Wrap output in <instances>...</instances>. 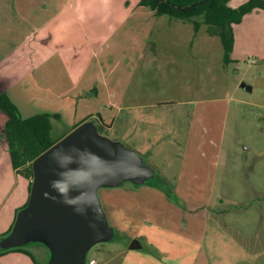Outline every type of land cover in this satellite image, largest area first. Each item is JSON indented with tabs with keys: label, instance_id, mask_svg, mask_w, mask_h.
<instances>
[{
	"label": "rangeland",
	"instance_id": "1",
	"mask_svg": "<svg viewBox=\"0 0 264 264\" xmlns=\"http://www.w3.org/2000/svg\"><path fill=\"white\" fill-rule=\"evenodd\" d=\"M238 2L230 0L229 5ZM133 10H128L131 14H127L123 27L114 25L117 15L111 12L108 30V78L115 83L119 75L124 79L126 99L121 108L127 109H120L122 103L115 96L83 101L87 106L83 112L94 113L86 121L94 124L102 136L135 152L155 171L156 182L161 181L163 171H177L173 166L181 161L180 155L177 157L180 151L168 140L175 135L177 126L185 132L186 142L197 112L199 123L203 120L209 127L214 126L210 136L221 141V148L215 149L217 154L220 150V159L211 168L216 173L215 181L209 185L203 180L209 189L185 195V203L146 184L126 182L118 188L100 189L98 195L115 238L93 246L87 260L95 259L98 264H169L160 243L142 241L141 250L128 249L130 232L142 224L144 215L125 211L132 220L119 224L116 203H122L125 209L137 205L148 210L155 206L156 215L159 211L167 218L178 215L176 211L185 204V221L195 223V227L188 228L185 222V230L200 236L205 225L207 230L204 242L185 243V264H264V42L247 45L243 36L238 53L241 57L226 65L220 37L211 35L212 28L204 23L203 16L193 20L200 23L196 31L193 22L159 17L148 9ZM250 24L246 20L242 28H237H248ZM150 43L157 47L138 51L140 45ZM70 55L68 52V61L76 62L85 56L80 48L73 51L71 58ZM95 63L96 59L91 58L90 68ZM243 84L252 91L243 89ZM135 103L142 107L130 110ZM57 106L63 117L52 120L54 139L70 133L84 118L83 112L73 116L66 104V108L62 103ZM148 135L153 139L150 149L146 148L150 143ZM211 149L206 163L216 161ZM163 180L173 188L172 181ZM159 193L172 205L162 202ZM103 199L114 204L105 205ZM142 229L144 235L153 230L148 223ZM185 236H189L187 232ZM25 248L34 253L39 264L48 262L50 251L42 243H30Z\"/></svg>",
	"mask_w": 264,
	"mask_h": 264
},
{
	"label": "crops",
	"instance_id": "2",
	"mask_svg": "<svg viewBox=\"0 0 264 264\" xmlns=\"http://www.w3.org/2000/svg\"><path fill=\"white\" fill-rule=\"evenodd\" d=\"M140 1L0 0V92L7 94L17 105L22 116L27 119L44 113L58 115V118L62 119L63 115L58 111L60 108H57L58 103L64 106L66 104L71 109L72 115L78 116L87 107L82 103L83 101L100 100L104 97L106 99L117 97L122 103L120 106L122 109V101L126 99L124 79L119 75L115 83L114 79L108 78L110 74L107 56L110 51L108 30L111 25L109 16L111 12H115L117 16L114 25L123 27L127 14L128 16L131 14L128 10L131 11L132 7L133 11L150 10L141 6ZM246 1L248 0H239V4L230 6L237 8ZM246 20L251 21L250 26L238 29V26L243 27ZM233 30L235 44L231 58L233 61H238L241 57L238 53L243 44V36L246 37L244 41L247 45L254 42L261 45L264 42V11L255 10L247 15L240 25L233 26ZM114 44L120 45L119 41ZM153 44L140 45L138 51L142 53L157 47ZM78 48L80 53L85 54L82 60L68 61V52L71 53V58L73 51ZM87 53H90V56H87ZM91 58H95L96 63L93 64L95 67L90 68ZM261 59L264 62V54ZM140 107L142 105L135 103L129 109L138 110ZM125 109L127 108L122 110ZM82 115L84 118L81 123H84L93 117L94 113L85 111ZM194 116L197 118L189 126L186 142L185 132H181L177 126L175 135L168 140L180 151L177 157L180 155L181 161L179 165L173 166L177 171L169 168L161 173V178L172 181L174 194L183 202L185 195H198L195 190L209 189L203 180L207 183L215 181L216 173L212 172L211 168L216 167L220 159L218 156L220 150L217 154L215 149L221 148V141H216L210 136L214 126L209 127L203 120L202 124L199 123L198 112L193 114ZM7 121V115L0 110V237L12 230L18 212L27 205L32 182V178L21 172L22 169H15L13 166L5 134ZM147 138L150 143L146 148L150 149L153 139H150L149 135ZM211 148L214 149L215 155L213 154L212 157L216 161L211 163L209 160L206 163L207 157L211 155ZM151 151L148 152L149 155ZM159 194L162 202L167 203L168 206L172 205L164 195H161L162 193ZM103 200L105 205L114 204ZM116 206H118L116 221L119 224L130 223L132 220L126 217L125 211L144 215L145 220L142 224L130 232V244L133 240H138L141 250L144 247L142 241L148 243L150 241V245L160 243L169 264H185V243L201 242L206 238V225L201 236L192 233L189 229L185 230L186 227H195L194 222L191 225V222L185 221V204L176 211L178 215L171 218L160 215L159 211L156 215L155 206L149 207L148 210L139 209L137 205L125 209L122 203H116ZM109 212L112 214L111 210ZM185 222H188L186 227ZM145 223H148L153 230L144 235L142 226ZM185 232L189 236H185ZM28 252L33 258L15 251L0 254V264H34V262L39 264L34 253L29 250Z\"/></svg>",
	"mask_w": 264,
	"mask_h": 264
},
{
	"label": "water",
	"instance_id": "3",
	"mask_svg": "<svg viewBox=\"0 0 264 264\" xmlns=\"http://www.w3.org/2000/svg\"><path fill=\"white\" fill-rule=\"evenodd\" d=\"M32 171L28 204L0 240V249L42 243L50 251L47 264H86L93 246L115 238L100 189L126 182L140 186L156 176L135 152L102 136L88 121L41 154ZM129 248L139 250L141 245L133 240Z\"/></svg>",
	"mask_w": 264,
	"mask_h": 264
},
{
	"label": "trees",
	"instance_id": "4",
	"mask_svg": "<svg viewBox=\"0 0 264 264\" xmlns=\"http://www.w3.org/2000/svg\"><path fill=\"white\" fill-rule=\"evenodd\" d=\"M229 2L230 0H141L140 5L149 8L159 17L168 16L172 19L193 22L196 31L199 30L200 23L193 20L203 16L204 23L212 28L211 35L220 37L224 49V63L228 65L233 62L231 58L235 44L233 26L240 25L244 18L255 10L264 11V0H248L237 8H232ZM0 110L8 117L5 134L13 166L15 169H26L25 175L32 178V163L62 139L52 137V120L58 118V115L44 113L32 118H24L17 105L2 92H0ZM160 180L156 182L154 178L146 185L163 191L171 198H176L166 181L162 178ZM31 186L32 182L30 189ZM9 233L1 236L0 240ZM14 251L25 253L33 258L25 247L11 250L0 249V254ZM34 264L37 263L34 262Z\"/></svg>",
	"mask_w": 264,
	"mask_h": 264
},
{
	"label": "built area",
	"instance_id": "5",
	"mask_svg": "<svg viewBox=\"0 0 264 264\" xmlns=\"http://www.w3.org/2000/svg\"><path fill=\"white\" fill-rule=\"evenodd\" d=\"M86 264H98L95 259H88Z\"/></svg>",
	"mask_w": 264,
	"mask_h": 264
}]
</instances>
